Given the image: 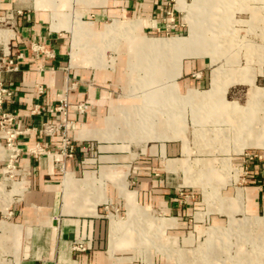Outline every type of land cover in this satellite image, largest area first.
I'll use <instances>...</instances> for the list:
<instances>
[{
	"label": "crops",
	"instance_id": "1",
	"mask_svg": "<svg viewBox=\"0 0 264 264\" xmlns=\"http://www.w3.org/2000/svg\"><path fill=\"white\" fill-rule=\"evenodd\" d=\"M175 3L177 5L178 1ZM162 4V0H0V19L9 20L8 24L0 23V27H7L0 31L13 34L7 47L0 44V64L1 59L7 57L18 66L16 72L2 71L0 67V78L12 91L5 109L16 117V128L24 131L17 142L21 153L16 161L24 191L15 204H11V222H7V229L0 234L3 248L10 253L5 259L8 264H141L135 260V253L129 252L134 250L129 238H123L116 245L114 254L110 248V225L105 206L113 205L127 211L132 205L135 207L127 204L130 200L149 213L157 210L164 215L162 218L174 220L164 234H178L182 227L192 222L191 218L264 215V70L261 66L251 68L256 72L254 86L235 84L226 94L228 101L237 97V101L230 102H238L243 108L238 111L242 118L239 123L244 128L242 139L254 144L243 151L254 156L252 162L241 154L238 158L243 170L239 182L220 189V196L229 200L226 205L231 213H227L219 202H197L194 190L180 183L182 176L193 175L191 168L187 171L176 169L174 163L168 168V160L192 163L187 131V143L182 139L164 141L169 139L164 124H159V131L151 136L149 129L153 121L146 117V112L141 120L130 116L128 92L114 96L117 89L122 90L127 84L128 76L132 77L128 68L132 58L131 43L127 41L131 57H115L114 64L106 69L93 62L97 52H92L93 56L82 55L84 50L94 49H78L77 54H72L71 33L85 35L89 31L82 42L87 40L99 48L90 41L93 34H99L102 40L101 34L116 31L115 26L106 28L114 21L118 24L140 21L135 37L137 41L147 38L137 44L144 50L140 55L142 63L153 50L159 64L165 48L155 50L149 42L156 39L149 38L159 36ZM177 12L179 27L173 30L172 38L180 37L185 32L184 27L189 34L188 23L183 22L185 16L182 17L185 13ZM72 13L82 20L78 18L74 26ZM67 34L71 35V44ZM200 50L202 55L183 60L177 79V89L182 95L202 92L210 86L212 89L211 74L217 63L213 64L208 51ZM154 55L150 61L155 62ZM105 60L109 61L106 57ZM67 76L77 83L68 93ZM65 97L70 102L69 117L75 122L71 137L76 149L74 158L64 162L63 172V160L57 150L60 138L43 134L42 127L45 123L60 122L61 115L52 111ZM79 103L94 109L79 115L76 110ZM36 107L42 109L40 114H33ZM237 108L233 104L221 107L225 123L217 127L235 128L237 123L232 112L237 113ZM218 110L210 111L218 113ZM191 111L189 109V113ZM122 114L124 118L119 122ZM191 125L189 123L188 128ZM135 129L141 130V136L134 135ZM124 136L129 140L140 138L157 142H124L121 140ZM37 144L47 147L52 154L34 158L30 149ZM4 148L0 144V161H4ZM69 178L72 183L67 187ZM123 183L127 192L122 190ZM1 210L0 207V213ZM155 224L153 222L152 230ZM129 257L133 259L126 260Z\"/></svg>",
	"mask_w": 264,
	"mask_h": 264
},
{
	"label": "rangeland",
	"instance_id": "2",
	"mask_svg": "<svg viewBox=\"0 0 264 264\" xmlns=\"http://www.w3.org/2000/svg\"><path fill=\"white\" fill-rule=\"evenodd\" d=\"M175 1H178L177 5ZM168 2L170 3L167 5L168 8H177L178 11L185 13L182 15V17L185 16L183 22L187 21L189 26V34L188 29L184 27L185 32L180 34V37L173 38L188 41L192 39L191 25L197 30L192 35L193 37L196 35V38L186 46L181 45V51L176 48H165L166 52L162 51L163 59L161 58L159 64L156 62L153 50L149 51L151 53L148 52L151 56L144 64L142 63L139 54L141 55L144 50L137 47V44H140V40L147 38L137 41L135 37L140 21L124 24L114 21L106 28L115 26L116 31L101 34L102 40L99 39V34H93L90 41L97 44L99 48L92 46L87 40L82 42L83 37L89 35V31L85 35L71 33L73 42L77 36L81 40V43L78 40L81 45L79 49H94L84 50L82 55L88 57L93 56L92 52H97L93 62L105 69L111 68L116 61L115 57H129L131 54L127 41L131 43L132 58L128 68L132 77L128 76L127 84L122 90L117 89L114 96L121 93L125 95L128 92L126 98L131 100L129 102L131 105L128 106L130 116L141 120L143 112H146V117L153 121L149 129L151 136L159 131V124H164L169 137L164 141L182 139L187 143L185 138L187 131L191 141L192 163L168 160V168L173 163L176 169L183 168L187 171L191 168L193 175L182 176L180 183L194 190L197 202L202 200L205 204L219 202L223 210L231 213L226 205L229 204V200L220 196V189L229 184L233 187L234 182L236 184L239 182L243 170L238 158L240 154L241 157H245V154L249 152L244 153V149L254 144L243 141L244 128L242 123H239L242 118L238 113L243 108L238 102H230L237 101V97L233 96L228 101L226 94L235 84L254 86L256 72L251 68L261 66L264 70V0H187V2L169 0ZM71 16V24L74 26L79 16H74L73 13ZM5 29L7 27H0V30ZM1 33L4 31H0ZM7 33L13 36L12 33ZM67 36L71 44V35L67 34ZM156 37L149 39H173L172 33H164ZM200 49L208 51V57L211 61L213 60V64L217 63L211 74L212 89L210 86L208 90L202 92L182 95L177 89V79L181 74L183 60L202 55L203 52ZM104 53L109 61L105 60ZM153 55L155 62L150 61L153 60ZM120 66L123 67V64L121 63ZM126 72L128 74V71ZM207 91L209 92L206 93ZM262 103L264 104V97ZM232 104L238 107L235 110L237 113L232 112L237 123L235 128L217 127L225 123L220 108ZM213 108H219L218 113H211L210 110ZM189 109L192 110L191 113ZM123 118L122 114L119 122ZM189 123L193 126L188 128ZM134 132L135 136H141L140 129H135ZM121 140L130 143L157 142L155 140L146 142L140 138L129 140L126 136ZM0 144L5 147L2 150L4 161H0V207L2 209L0 234H2V231L8 227L7 222H11V219L7 220L3 216L9 213L11 204H15L16 199L23 194L24 184L15 182L21 179L16 175L19 174L18 169L12 173H6L9 153L3 139H0ZM121 187L124 192H127L125 183ZM239 198H242L241 191ZM127 204H134L135 207L132 205L130 209L127 208V211L119 210L117 217L111 215L107 219L110 225L112 254L116 250V245L126 237L132 240L130 244L134 249L129 252L135 253V260L141 264H264V225H252L255 219L264 218V215L254 218L231 217L230 219L191 218L192 222L188 221L189 223L182 227L178 234H164L165 228L174 220L162 218L164 215L157 210H150V214L134 200L128 201ZM153 222L156 224L152 230ZM1 243L2 241L0 242V264H8L9 262L5 259L10 253L5 251ZM132 259L133 257L126 258L128 261Z\"/></svg>",
	"mask_w": 264,
	"mask_h": 264
},
{
	"label": "built area",
	"instance_id": "3",
	"mask_svg": "<svg viewBox=\"0 0 264 264\" xmlns=\"http://www.w3.org/2000/svg\"><path fill=\"white\" fill-rule=\"evenodd\" d=\"M162 27L158 30V34H169L172 33L173 30L179 27V23L176 17L177 10L175 8H168L167 5L170 4L169 0H162ZM174 1V0H170ZM9 20H1V24H8ZM8 22V23H7ZM1 70H5L8 72H16L18 71V66L12 58L4 57L1 59ZM67 93L73 91L77 87V83L72 82L70 77H66ZM12 98V91L6 86L5 82L0 78V132L4 133L0 139H3L6 143V149L8 150V164L6 173H12L17 169L16 161L21 153V150L17 146V142L19 138L24 134V131L16 128V117L11 112L5 109L6 104ZM94 109L93 106H90L86 103H79L76 106L77 113L79 115H85L90 110ZM42 109L40 107H36L33 110V114H40ZM52 112L59 113L61 115V120L58 124H43L42 132L48 136H59L60 144L57 148L60 157L63 162L61 165V170L64 172L65 170V161L67 159H73L75 156V143L73 138L71 137V132L75 122L72 121L69 117L70 115V102L67 97L62 98L58 105L53 109ZM30 154L34 158H39L42 156H48L52 154V151L42 144H37L35 147L30 149ZM245 157L250 159L251 161L254 159L251 154H245ZM19 170H17L18 172ZM19 176V174H16ZM12 178V176H10ZM106 216L109 218L111 215L118 216L119 210L113 205L105 206ZM12 215L11 209L9 213L4 215L3 217L7 220L10 219Z\"/></svg>",
	"mask_w": 264,
	"mask_h": 264
},
{
	"label": "bare ground",
	"instance_id": "4",
	"mask_svg": "<svg viewBox=\"0 0 264 264\" xmlns=\"http://www.w3.org/2000/svg\"><path fill=\"white\" fill-rule=\"evenodd\" d=\"M209 6V5H208ZM114 27V26H113ZM197 30L191 25L190 26V35H191V37H192V39H189V41L188 40H186V39H181V38H173L172 40H151L149 43L150 44H152V47L155 49V50H157V49H159V50H161L160 48H176V50H178V48H180L181 47V45H188L189 43H191L192 41H194V39L196 38V35H195V37H193L192 35L196 32ZM106 33V32H105ZM107 34V33H106ZM10 38H11V36L8 34V33H1L0 34V44H2V45H4L5 47L7 46V43H8V41L10 40ZM109 38V37H108ZM78 40L79 41H81L80 39H79V37H75V40H74V43H73V52H72V54H77V50L80 48V43L78 42ZM192 40V41H191ZM148 42V41H147ZM188 42V43H187ZM148 44V43H147ZM146 44V45H147ZM149 44V45H150ZM148 46V45H147ZM146 46V47H147ZM151 47V46H150ZM134 48V47H133ZM143 48V47H142ZM157 48V49H156ZM147 51H149V50H147ZM138 52V51H137ZM161 52V51H160ZM183 52H185V51H183ZM144 55V54H143ZM139 56H140V54H139ZM146 56V55H145ZM173 56V55H172ZM141 57V56H140ZM139 57V58H140ZM149 57V56H148ZM156 67V66H155ZM133 71V70H132ZM217 74V73H216ZM216 74H215V77H216ZM121 108V107H120ZM112 122H114V121H112ZM116 123V122H115ZM130 132V131H129ZM4 135V133H2V132H0V137L1 136H3ZM15 182H21L20 180L19 181H15ZM72 183V179L71 178H69L68 179V181H67V187H69L70 186V184ZM257 224H259V226H262V225H264V218H257V219H255V221L254 222H252V225H257ZM247 226V225H246ZM245 226V227H246ZM249 254V253H248Z\"/></svg>",
	"mask_w": 264,
	"mask_h": 264
}]
</instances>
